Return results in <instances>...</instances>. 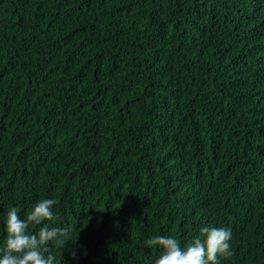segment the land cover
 <instances>
[{
	"label": "trees",
	"instance_id": "trees-1",
	"mask_svg": "<svg viewBox=\"0 0 264 264\" xmlns=\"http://www.w3.org/2000/svg\"><path fill=\"white\" fill-rule=\"evenodd\" d=\"M45 198L53 264H155L204 226L264 264V0H0V258Z\"/></svg>",
	"mask_w": 264,
	"mask_h": 264
},
{
	"label": "clouds",
	"instance_id": "clouds-1",
	"mask_svg": "<svg viewBox=\"0 0 264 264\" xmlns=\"http://www.w3.org/2000/svg\"><path fill=\"white\" fill-rule=\"evenodd\" d=\"M56 203L55 199H42L23 219L15 207L7 213L6 247L0 264H53L55 258L47 245L52 241L67 244L71 232L68 228L50 227L45 223L56 219L53 211ZM36 226H41L38 232H29L30 228ZM200 232L204 239L197 237L184 247L176 238L164 236H154L145 244L162 249L155 264H219V257L229 258L233 255L230 229L204 226Z\"/></svg>",
	"mask_w": 264,
	"mask_h": 264
}]
</instances>
